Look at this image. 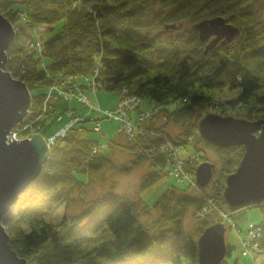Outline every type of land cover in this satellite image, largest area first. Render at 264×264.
<instances>
[{"label":"trees","instance_id":"1","mask_svg":"<svg viewBox=\"0 0 264 264\" xmlns=\"http://www.w3.org/2000/svg\"><path fill=\"white\" fill-rule=\"evenodd\" d=\"M258 1L23 0L20 3L27 22L16 32L8 55H17L27 65L28 72L20 79L34 91L31 112L35 114L45 95L43 90L51 81L46 79V71L40 69V61L28 53L25 27L32 29L45 24L55 31L59 25L54 37L43 44V57L50 60L47 68L53 74L89 75L96 57L102 53L100 79L107 90L128 87L132 93L166 107L183 103L173 112L163 111L167 125L172 122L181 126L185 138L181 143L191 145L193 140L203 142L197 133L196 121L201 117L198 114L224 85L242 88L240 95L229 101L235 107L243 104V112L237 116L243 113L251 120L264 118V27L253 10ZM155 2L171 8L168 22L195 24L202 19L224 16L240 29L238 43L219 45L206 52V43L195 34L178 44L164 45L142 32L147 11ZM16 3L17 0H0V14L13 21L22 20ZM230 70L232 77L222 82ZM89 131L78 126L55 143L38 178L4 217L14 251L29 264H199L196 241L199 235L188 234L183 228L184 207L196 204V200L174 190L158 205L169 226L163 225L157 233L152 231L155 225L140 222L138 209L132 202L118 195L101 197L82 215L61 223L46 221L54 207L73 188L82 185L78 174L102 176L114 168L109 155L89 156L95 144L93 139L83 136ZM107 144L109 148L119 144L118 136ZM158 146L157 140L147 135H137L125 145L136 155L130 169L151 161L143 188L167 172L169 157L158 152ZM193 147L197 149L198 144ZM149 150H154L155 156ZM217 151L222 171L227 175L236 171L244 149L235 146ZM261 210L264 225V207ZM87 219L89 222L85 223ZM203 223L211 225L209 220Z\"/></svg>","mask_w":264,"mask_h":264},{"label":"rangeland","instance_id":"2","mask_svg":"<svg viewBox=\"0 0 264 264\" xmlns=\"http://www.w3.org/2000/svg\"><path fill=\"white\" fill-rule=\"evenodd\" d=\"M17 1L15 7L22 20L13 21L2 14L13 26L15 32L26 25L23 22H27L20 3L23 0ZM253 10L257 14L260 24L264 27V0H259L253 6ZM170 12L171 8L163 6L161 2H155L147 11L142 32L156 37L164 45L172 42L178 44V41L187 40L197 34L195 24L190 21L175 23L177 24L175 30H166L165 24L171 23L166 21L170 18ZM58 27L60 26L58 25ZM58 27H55V31L45 24L33 26L32 29L25 27L28 33L25 38L28 53L40 61V69L46 71V79L51 82L43 90L45 95L38 112L33 114L30 106V112L26 113L22 121L14 125L7 137H10L11 134L16 140L19 138L31 140L34 134H38L47 143L49 158L51 149L58 140L64 139L74 128L84 126L90 131L83 136L95 141L93 152L89 156L95 154L109 155L114 168L107 170L102 176L99 174L98 176L86 173L78 174L77 178L82 185L73 188L72 192L69 193L70 195L59 202L45 217L46 221L53 224L61 223L64 219L82 215L92 202L101 197L118 195L132 202L138 209L140 222L151 227L155 225L152 231L157 233L163 228V225L169 226L164 218V212L158 205L161 206L164 196L169 194L170 190H174L176 194L188 195L196 200V204L192 203L184 207L183 228L188 234L199 235L196 239L198 246L204 232L212 226H218L226 244V253L221 264H264V225L262 224L261 210L264 207V198L260 202L233 207L224 194L228 176L235 173L239 166L236 171L227 175L222 171L218 159V149L238 146L244 149L245 154L246 146L221 147L205 138L199 129L200 122L211 114L251 122L264 120L263 117L251 120L246 118L243 113L241 116H237V113L243 112V104L235 107L229 101L237 98L242 88L224 85L217 92V96L200 112L201 114H198L201 117H198L196 121L198 122L197 133L203 142L198 143V140H193L191 145L183 144L181 142L185 141V138L181 126L172 122L166 124V111L167 113L173 112L182 107L183 103L179 101L166 107L132 93L128 87L116 91L107 90L104 82L100 79L103 68L102 53L96 57L89 75L76 77L69 73L53 74L47 68L50 60L43 57V44L46 39L54 37L60 29ZM212 40L217 42L213 37ZM213 43H206V52L213 49L211 47ZM237 43L238 37L231 43L228 42L227 45L235 46ZM7 57L9 60H6L8 63L5 65L11 64L19 79L28 72L27 65L23 63L22 58L17 57V55L11 57L7 55ZM2 69L9 72L5 68ZM14 74L15 72L10 75L12 78H17ZM232 75L233 71H228L222 78V82L231 78ZM237 79L239 82L240 73ZM20 81L25 83L31 99L34 91H31L28 83L21 79ZM39 93L40 91H35V94ZM88 101L91 102L88 103ZM155 116H157L155 124L151 125ZM15 132L17 134L13 136ZM262 132L263 129L261 128L256 133L257 137ZM116 135L119 144L109 148L108 141ZM137 135L142 137L147 135L157 140L159 143L158 152L161 151L169 157L166 174L146 188L142 187V183L149 173L151 161L148 160L134 169H130L136 155L125 147ZM7 143L9 144L10 141ZM195 143L198 144V150L193 147ZM154 150H149L152 153L151 156H155ZM203 164L214 166L213 175L204 186L198 181V173ZM27 189L24 193L27 192ZM207 220L211 222V225L207 226L203 223ZM87 222L89 219L85 220V223ZM203 226L205 228L200 231Z\"/></svg>","mask_w":264,"mask_h":264},{"label":"water","instance_id":"3","mask_svg":"<svg viewBox=\"0 0 264 264\" xmlns=\"http://www.w3.org/2000/svg\"><path fill=\"white\" fill-rule=\"evenodd\" d=\"M201 29L200 38L205 41L213 35L227 36L231 40L237 30L226 24L224 18L196 24ZM203 26V28L201 27ZM13 26L0 14V264H28L11 247L10 237L3 225L4 217L12 210L31 182L38 176L49 156L45 140L38 134L32 139L16 140L10 134L15 124L22 121L30 107V94L25 83L15 80L2 68L7 50L14 39ZM218 41V40H216ZM263 129L257 137L256 133ZM199 129L209 141L229 147L245 145L246 151L237 171L227 178L225 197L233 207L246 206L264 198V120L251 122L234 117L208 115ZM214 166L203 164L198 181L204 186L212 177ZM200 264H221L226 244L218 226L208 228L201 236Z\"/></svg>","mask_w":264,"mask_h":264},{"label":"bare ground","instance_id":"4","mask_svg":"<svg viewBox=\"0 0 264 264\" xmlns=\"http://www.w3.org/2000/svg\"><path fill=\"white\" fill-rule=\"evenodd\" d=\"M216 17H219V18L222 17V18H224L226 24H228V25L234 27V28L237 30L236 35H235L231 40H228V39H227V36H224V38H219L217 35H213L212 37H213L214 40H218L219 43H217L218 41H217V42L213 41V40H212V37H210L208 40H205V41H203V40L200 38V35H201L200 31H201V29H197L196 24H199V23H202V22H205V21H210V20H212V19H215ZM176 27H177V24H175V23H173V22H171V23H166L165 26H164V28H165L166 30H167V29L175 30ZM194 27H195V29H196V33H197V35L199 36L201 42H204V43H207V42H214L213 45L211 46L212 48H215V47H217V46H219V45H222V46H223V45H227L228 42L231 43V41H233L236 37H238V36L240 35V29H239L238 27H236L234 24H232V23H230L229 21H227V19H226L224 16H215V17L208 18V19H202V20L198 21L197 23H195ZM201 27L203 28V26H201ZM14 32H15V29H14ZM16 32H17V31H16ZM16 32H15V34H16ZM194 35H195V34H194ZM13 40H14V39H13ZM12 43H13V41H12ZM12 43H11V45H12ZM11 45H10V47H11ZM8 50H9V49H8ZM8 50H7V55H8ZM8 56H9V55H8ZM6 59L9 60L8 57H7ZM5 63L7 64L8 62L6 61ZM3 68H5L7 71H9L10 74H13V72H16L15 70L12 69L13 66H12L11 64H8V65H5V64H4ZM15 77H17V75H16ZM14 79L20 81V79H19L18 77H17V78H14ZM75 95H78V94L75 93ZM31 97H32V96H31ZM31 100H32V98L30 99V106L32 107V101H31ZM90 102H91V101H88V103H90ZM86 105H87V104H86ZM26 112L29 113V112H30V109L28 108ZM145 118H146V117H145ZM19 139H20V138H19ZM19 139H18V140H19ZM14 140H16V139H14ZM18 140H16V141L18 142ZM20 140H22V139H20ZM7 141H10V137H7ZM21 196H22V195H20V197H21ZM20 197H19L18 201L20 200ZM227 248H228V246H227ZM13 250H14V249H13ZM198 255H199V253H198Z\"/></svg>","mask_w":264,"mask_h":264},{"label":"built area","instance_id":"5","mask_svg":"<svg viewBox=\"0 0 264 264\" xmlns=\"http://www.w3.org/2000/svg\"><path fill=\"white\" fill-rule=\"evenodd\" d=\"M17 134V132H15V134L13 136H15Z\"/></svg>","mask_w":264,"mask_h":264}]
</instances>
